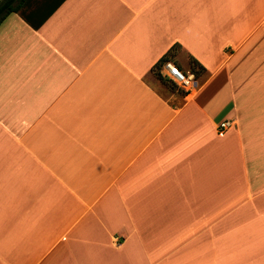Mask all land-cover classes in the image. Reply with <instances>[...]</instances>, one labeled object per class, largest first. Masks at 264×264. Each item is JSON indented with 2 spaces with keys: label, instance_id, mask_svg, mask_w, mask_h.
Returning a JSON list of instances; mask_svg holds the SVG:
<instances>
[{
  "label": "crops",
  "instance_id": "crops-1",
  "mask_svg": "<svg viewBox=\"0 0 264 264\" xmlns=\"http://www.w3.org/2000/svg\"><path fill=\"white\" fill-rule=\"evenodd\" d=\"M167 54L190 91L156 88ZM0 264H264V0L7 14Z\"/></svg>",
  "mask_w": 264,
  "mask_h": 264
},
{
  "label": "built area",
  "instance_id": "built-area-1",
  "mask_svg": "<svg viewBox=\"0 0 264 264\" xmlns=\"http://www.w3.org/2000/svg\"><path fill=\"white\" fill-rule=\"evenodd\" d=\"M159 73L162 77L169 80L179 88L190 91L196 81L194 72H184L171 60H165L160 64ZM231 125V121L226 119L219 123V133L224 132Z\"/></svg>",
  "mask_w": 264,
  "mask_h": 264
},
{
  "label": "trees",
  "instance_id": "trees-1",
  "mask_svg": "<svg viewBox=\"0 0 264 264\" xmlns=\"http://www.w3.org/2000/svg\"><path fill=\"white\" fill-rule=\"evenodd\" d=\"M25 0H0V22L2 21V19H4V17H6L7 14H9L12 11H17L21 5L23 4ZM171 54H167L165 55L159 62V65L157 66V69L155 71V75L160 78L161 75L159 74V67L160 64L165 61V60H170ZM189 65H190V71L194 72L195 76L197 77L198 75H201L202 72L205 70V68L199 63L197 62V60H195L194 58L189 60ZM160 76V77H159ZM162 80H165L163 77L160 78ZM168 83H171L169 80H165ZM171 86L173 88L176 87L175 84L171 83Z\"/></svg>",
  "mask_w": 264,
  "mask_h": 264
},
{
  "label": "rangeland",
  "instance_id": "rangeland-1",
  "mask_svg": "<svg viewBox=\"0 0 264 264\" xmlns=\"http://www.w3.org/2000/svg\"><path fill=\"white\" fill-rule=\"evenodd\" d=\"M147 81L148 82H150L152 85L153 84H155L156 82H160V81H158V80H156V79H154V77H153V75L152 74H150V75H148L147 76ZM164 81V87L166 88H159V87H157L156 86V88L158 89V91L160 92V93H162V95H166L167 96V90H170V89H174L172 86H171V84L170 83H168V82H166L165 80H163Z\"/></svg>",
  "mask_w": 264,
  "mask_h": 264
}]
</instances>
